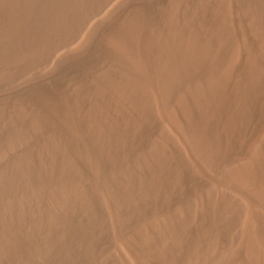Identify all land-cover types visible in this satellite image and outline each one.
<instances>
[{
  "label": "rangeland",
  "instance_id": "1",
  "mask_svg": "<svg viewBox=\"0 0 264 264\" xmlns=\"http://www.w3.org/2000/svg\"><path fill=\"white\" fill-rule=\"evenodd\" d=\"M83 1L0 0V264H188L230 245L246 195L222 175L264 183V3L111 0L51 55ZM162 218L170 237L146 241ZM244 246L225 264H264Z\"/></svg>",
  "mask_w": 264,
  "mask_h": 264
},
{
  "label": "bare ground",
  "instance_id": "2",
  "mask_svg": "<svg viewBox=\"0 0 264 264\" xmlns=\"http://www.w3.org/2000/svg\"><path fill=\"white\" fill-rule=\"evenodd\" d=\"M91 0H85L83 1L80 6L78 7L76 14L73 16L72 20L64 26L65 33L64 37L65 39L59 43L58 45H55V47L52 48L51 55L55 53L57 50L65 48L72 45L75 41H77L79 38L85 34L87 31V24L88 22L93 19V17L97 16L111 0H94L93 2ZM118 1V0H117ZM115 1V2H117ZM123 1V0H122ZM252 1V2H249ZM262 0H242L243 6H247L248 2L249 4L252 3V6H255L257 9L260 6V4L264 3L261 2ZM261 2V3H260ZM122 3V2H120ZM213 3V2H212ZM232 3V2H231ZM237 3V2H236ZM61 4V3H60ZM163 4V3H162ZM220 4V3H219ZM228 4V3H227ZM234 4V3H233ZM232 4V5H233ZM240 4V3H239ZM40 5V4H39ZM120 5V4H119ZM224 5V4H223ZM237 5V4H236ZM46 6V5H45ZM70 6V5H69ZM75 8V5H73ZM209 6V5H208ZM225 6V5H224ZM231 6V5H230ZM238 6V5H237ZM242 6V5H241ZM249 5V7H252ZM262 8L264 5H261ZM234 8H236L234 6ZM244 8V7H243ZM242 8V9H243ZM63 9V8H62ZM71 9V8H70ZM250 10V9H249ZM247 10V11H249ZM246 11V9H245ZM244 12V13H247ZM256 11V10H255ZM258 11V10H257ZM59 12V11H58ZM57 12V13H58ZM73 12V11H72ZM75 12V11H74ZM73 12V13H74ZM241 12V11H240ZM262 12V11H261ZM260 12V13H261ZM161 13V12H160ZM228 13V12H227ZM243 13V14H244ZM251 13V11H250ZM256 13V12H255ZM109 14V13H108ZM215 14V13H214ZM242 14V16H243ZM248 14V13H247ZM259 14V13H258ZM263 14V13H262ZM111 15V14H109ZM246 15V14H245ZM252 16V15H251ZM67 17V16H66ZM119 17V16H118ZM195 17V16H194ZM230 17V16H229ZM250 17V14H249ZM254 17V16H253ZM256 17V15H255ZM254 17V18H255ZM259 17V15H258ZM216 18V17H215ZM228 18V17H227ZM242 18V17H241ZM251 18V17H250ZM257 18V17H256ZM261 18V17H260ZM57 19V18H56ZM64 19V18H63ZM98 19V18H97ZM233 19V18H232ZM253 19V18H251ZM69 20V19H68ZM229 20V19H228ZM258 20V19H257ZM256 20V21H257ZM261 20V19H260ZM54 21V20H52ZM119 21V20H118ZM250 21V20H249ZM59 22V21H58ZM252 22V21H251ZM261 22V21H260ZM263 22V21H262ZM62 23V21H61ZM90 23V22H89ZM253 23V22H252ZM264 23V22H263ZM96 24V23H95ZM255 24V23H254ZM259 24V23H258ZM261 24V23H260ZM218 25V24H217ZM216 25V26H217ZM247 25V23H246ZM62 26V25H61ZM91 26V24H90ZM264 26V25H263ZM262 26V27H263ZM256 28V27H255ZM264 28V27H263ZM262 28V29H263ZM213 29V28H212ZM64 30V29H63ZM95 30V29H94ZM188 30V29H187ZM186 30V31H187ZM258 30H256L257 32ZM90 32V31H89ZM94 32V31H93ZM92 32V33H93ZM224 32V31H222ZM228 32V30H227ZM264 32V31H263ZM91 33V34H92ZM41 34V33H40ZM95 34V33H94ZM260 34V31H259ZM89 35V33H88ZM94 36V35H93ZM175 36V35H174ZM243 36V35H242ZM263 36V35H262ZM230 37V36H229ZM234 37V36H233ZM31 38V37H30ZM29 38V39H30ZM89 38V37H88ZM91 38V36H90ZM222 38V37H221ZM63 39V38H62ZM85 39V38H84ZM263 39V38H261ZM219 40V39H218ZM40 41V40H39ZM165 41V40H164ZM264 41V40H263ZM32 43L34 41H31ZM179 42V41H178ZM260 42V41H259ZM26 43V42H25ZM81 43V42H80ZM225 45V44H224ZM185 47V46H184ZM264 47V46H263ZM262 47V48H263ZM169 50V49H168ZM221 51V50H220ZM256 52V51H255ZM249 53V52H248ZM253 53V52H252ZM205 54V53H204ZM139 55V54H138ZM193 55V54H192ZM218 55V54H217ZM47 57V56H46ZM207 58V57H206ZM250 58V57H249ZM260 59V58H259ZM37 62V61H36ZM39 62V61H38ZM259 62V61H258ZM40 63V62H39ZM254 63V62H253ZM35 64V63H34ZM259 64V63H258ZM263 66V65H261ZM259 66V67H261ZM257 69V68H256ZM264 69V68H263ZM263 72V70H262ZM248 73V72H247ZM250 73V72H249ZM164 76V75H163ZM251 76V75H250ZM249 77V76H248ZM255 78V77H254ZM185 81V80H184ZM243 84V83H242ZM194 86V85H193ZM155 87V86H154ZM186 94V93H185ZM212 96V95H211ZM262 96V95H261ZM188 97V96H187ZM185 103V102H184ZM189 103V102H188ZM164 110V109H163ZM168 110V109H167ZM167 114V113H166ZM199 114V113H197ZM167 116V115H166ZM165 121V120H164ZM177 121V119H176ZM168 123V122H167ZM168 125V124H167ZM171 125V124H170ZM168 127V126H167ZM188 127V126H187ZM175 130V129H174ZM173 130V131H174ZM176 131V130H175ZM187 135V134H186ZM203 135V134H202ZM185 137V136H184ZM189 137V136H188ZM198 140V139H197ZM200 140V139H199ZM182 141V140H181ZM184 141V140H183ZM166 142V141H165ZM192 142V141H191ZM199 142V141H198ZM187 143V142H186ZM185 143V145H186ZM195 144V143H194ZM198 144V143H197ZM201 144V143H200ZM184 145V146H185ZM188 145V144H187ZM192 145V144H191ZM189 147V146H188ZM193 149V148H191ZM184 150V149H183ZM187 150V149H186ZM190 150V149H189ZM188 151V150H187ZM192 151V150H191ZM194 151V150H193ZM192 151V152H193ZM183 153V152H182ZM168 154V153H167ZM195 155V154H194ZM203 155V154H202ZM191 156V155H190ZM192 157V156H191ZM216 157V156H215ZM195 158V157H194ZM247 158V157H246ZM215 159V158H214ZM198 160V159H197ZM204 161V159H203ZM244 161V160H243ZM234 162V161H233ZM181 163V162H180ZM203 163V162H202ZM201 163V164H202ZM183 164V163H182ZM230 164V163H229ZM212 165V164H211ZM237 165V163H236ZM248 166V165H247ZM213 167V166H212ZM216 167V166H215ZM233 168L228 169L223 174V180L224 182L228 183L229 185H234L236 188L241 189L244 195L246 197H243V199L238 200L237 205L235 208L229 212L226 219H230L233 222H231V226L228 224L227 230V243H230L232 245L235 244L237 241L242 245H245L242 250V257L245 258V260H256L257 258L260 259V257H263L264 259V183L256 184L253 182L252 178L249 177V175L242 170L241 168ZM236 167V166H235ZM199 169V168H198ZM201 169V167H200ZM244 169V168H243ZM13 170V169H12ZM247 170V169H245ZM201 172V171H200ZM260 175V174H259ZM254 177V176H253ZM219 178V176H218ZM221 179V178H220ZM218 181V180H217ZM216 182V181H215ZM258 182V180H257ZM264 182V181H263ZM220 183V182H219ZM218 183V184H219ZM222 183V182H221ZM224 185V184H223ZM213 186V185H212ZM222 186V185H221ZM137 187V186H136ZM217 187V185H216ZM227 187V186H226ZM233 187V186H232ZM218 188V187H217ZM208 189V187H207ZM214 189V188H213ZM216 189V188H215ZM224 190V188H222ZM227 189V188H226ZM150 190V189H149ZM217 190V189H216ZM215 190V191H216ZM228 190V189H227ZM230 191V190H229ZM235 192V191H234ZM241 192V191H240ZM140 193V192H139ZM150 193V192H149ZM236 193V192H235ZM207 195V194H206ZM223 195V194H222ZM232 195V194H231ZM196 196V195H195ZM216 196V195H215ZM202 197V196H201ZM208 197H213V190L211 189L208 192ZM235 197V196H234ZM239 197V196H238ZM206 198V197H205ZM242 198V196H241ZM237 199V197H236ZM203 199H201L202 201ZM200 201V202H201ZM204 201V200H203ZM251 203L256 204L255 209L252 208ZM200 204V203H199ZM213 205V204H212ZM199 206V205H197ZM225 215V214H224ZM226 216V215H225ZM168 220V219H167ZM170 220V219H169ZM225 220V219H224ZM170 222V221H169ZM221 222V221H220ZM171 224V223H170ZM110 225V224H109ZM170 225L167 223V221L162 218L157 221H154L151 225H149L148 228H144L143 232V238L146 241L150 240H159L160 242L164 243L166 240L170 237ZM107 232V231H106ZM214 236V235H213ZM178 238V237H177ZM225 238V237H224ZM209 239V238H208ZM217 239V238H216ZM211 240V239H210ZM220 240V239H218ZM207 241V240H206ZM209 241V240H208ZM222 241V240H221ZM120 242V241H119ZM144 242V241H143ZM218 242V241H217ZM216 242V243H217ZM212 243V242H211ZM216 243L213 242V244L208 245L205 249L201 250L198 253H194V258L188 262V264H225L227 259L231 256V248L230 245L220 247L216 245ZM226 243V242H225ZM165 244V243H164ZM218 244V243H217ZM223 244V243H222ZM122 245V244H121ZM226 245V244H225ZM222 246V245H221ZM241 247V246H240ZM203 248V246H202ZM238 248V247H237ZM242 248V247H241ZM238 248V249H241ZM201 249V248H200ZM236 249V248H235ZM238 251V250H237ZM235 251V252H237ZM128 252V251H127ZM136 252V251H135ZM234 252V251H233ZM241 253V251H240ZM239 253V254H240ZM236 254V253H235ZM130 255V254H129ZM234 256V254H232ZM128 256V255H126ZM243 258V260H244ZM156 259V258H155ZM188 259V258H187ZM231 259V257H230ZM258 259V262L261 261ZM262 259V258H261ZM144 261V259L142 258ZM235 260V259H234ZM242 261V258L239 259ZM153 261V260H152ZM187 262V261H185ZM230 262H232L230 260ZM247 262V261H246ZM134 263V262H133ZM132 263V264H133ZM139 263V261H138ZM142 263V262H141ZM184 263V262H183ZM241 264V262H239ZM237 263V264H239ZM244 263V262H243ZM242 263V264H243ZM130 264V263H129ZM135 264V263H134ZM140 264V263H139ZM187 264V263H186ZM229 264V263H228ZM234 264V263H233Z\"/></svg>",
  "mask_w": 264,
  "mask_h": 264
}]
</instances>
